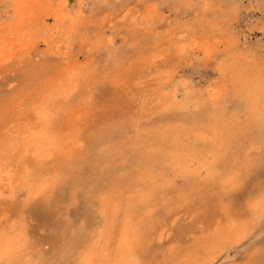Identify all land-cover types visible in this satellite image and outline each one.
I'll use <instances>...</instances> for the list:
<instances>
[{"label":"rangeland","instance_id":"obj_1","mask_svg":"<svg viewBox=\"0 0 264 264\" xmlns=\"http://www.w3.org/2000/svg\"><path fill=\"white\" fill-rule=\"evenodd\" d=\"M18 1L0 0V25L6 23L9 26L8 22L16 20L15 9ZM60 1L62 0H54L55 4ZM67 12L69 19L66 21V30L58 28L53 16L47 15L46 25L40 28L42 36L33 53L0 65V105H3L5 100L11 101L24 91L30 93L34 88L40 87L42 82H47L53 77L59 65L69 59H77L86 66L87 72L85 77L77 82V88L68 97L63 111L57 114L61 118L73 108L81 110L84 125L80 130L82 135L79 136L82 138L77 137L74 141L77 146L71 144L73 152L71 150L68 156L46 159L43 165L41 164L44 181L49 185L46 192L36 195L28 189H20L14 202L2 206L4 210L0 211V234L5 238H17L20 250L23 251H20L15 259L14 256L8 258V263L5 259L0 260V264H23L24 260V264H126L125 259H121V263L118 262L115 253L117 245L103 234L109 226L113 233L114 229L119 230L127 226L132 245L125 247L123 252L130 248L126 251L129 253H125L134 256L132 260L136 261L127 264H202L204 260L200 257L204 258L205 255L199 242L210 243L211 232L216 225V217H213L210 223L212 198L224 197L230 211L247 216V204L236 198H228L226 191L222 189H229L232 180L239 177L244 181L245 188L254 186L253 199H256L260 182L264 179V126L252 125L251 128L247 127L241 131L232 140L231 151L222 155L227 159L224 161L222 156L212 155L219 141L223 140L222 135L216 131L219 128L216 122L212 125L207 120L212 107L208 93L223 92L225 98H230V102L226 103L230 109L233 108V102H238V94L234 95L230 91L233 86L229 78H226L225 72H222L225 59H229V62L233 58V61L239 63V59L245 58L243 61L248 65L255 64L256 59H259L258 64L262 63L259 61L263 59L264 64V0H67ZM31 29L36 30L37 27ZM48 35L51 37V43L46 42ZM199 40H207L212 44L217 42L219 47L207 55L199 50ZM229 42L233 43V47L230 45L229 51H225V43ZM2 48L3 46H0V50ZM155 90H159L161 94L167 92L166 96L177 93L179 101L189 93L201 98L202 104L194 106L193 102H190L187 110L184 108L181 113L166 105L163 111V107H159L153 99ZM9 107L8 105L6 108ZM61 120L63 121V118ZM168 124L170 125L167 127ZM171 124L176 126L172 129L176 136L178 134L179 140L176 144L182 152L181 155L174 147L177 155L183 163V159L195 158L189 164V167L191 164L195 165L192 166L193 174L192 168L188 169V164L184 167L186 169H183L180 163L166 159L165 149L171 144V134L166 133L169 131L166 129L171 127ZM150 125L161 128L156 129L157 132L154 133ZM163 127L164 137L160 134L164 130ZM194 129L196 132L200 129L202 137ZM196 134L201 138H197L199 136ZM203 134L206 138H203ZM244 140L246 142H243ZM187 153L189 157H186ZM231 164L239 165L237 169L235 167L236 176L230 174ZM143 171H147L152 179L141 178L140 173ZM223 171H226L225 175ZM204 172H207L208 179ZM120 187L121 189H118ZM108 190L110 193L107 197L113 198L119 204L116 206L111 203L110 210L109 207L106 210L101 200L103 192ZM130 192L132 196L128 194ZM113 194L120 196L115 197ZM163 196L166 197L163 199ZM136 197L142 199V207L137 204L141 199ZM43 202H50V205L52 203L56 208L55 219H52L50 212L43 207ZM143 203L147 205L143 207ZM148 211L151 213V220ZM259 216L261 217V213L254 219V228L251 227L247 236L241 239V242L227 244L226 248L217 254L213 264H264V219ZM142 222L146 225L140 226ZM98 229L102 230L99 232ZM73 230L75 232H72ZM5 232L7 235L4 236ZM137 236L140 239L136 238ZM36 247L38 250H34ZM91 251L94 254L92 256ZM193 251L196 253H192ZM254 253L260 254V257H256ZM191 254L196 257L202 255L192 262L188 259ZM101 255L105 258H101ZM135 257L139 259L136 260ZM85 259L89 262L86 263Z\"/></svg>","mask_w":264,"mask_h":264},{"label":"bare ground","instance_id":"obj_2","mask_svg":"<svg viewBox=\"0 0 264 264\" xmlns=\"http://www.w3.org/2000/svg\"><path fill=\"white\" fill-rule=\"evenodd\" d=\"M17 2V1H16ZM69 2V1H68ZM71 8V7H70ZM73 8V7H72ZM82 11V10H81ZM80 11V12H81ZM46 12H49V14H46ZM72 12V11H71ZM16 13V20L12 23L8 22L7 24H10L9 26L5 24L0 25V46H3V48L0 50V65L6 64L8 61H15L18 58H22L24 56L30 55V53L34 51V49L37 46V43L39 42L40 36V28L44 27L46 25V16L52 15L55 19L58 28H61L62 30H66V21L69 19V14L67 12V0H62L59 3L55 4L54 0H19L15 9ZM79 13V12H77ZM72 19V18H71ZM81 21V20H80ZM90 22V21H88ZM75 23V22H74ZM70 24V23H69ZM79 25V24H78ZM71 26V25H70ZM37 27L36 30H32L31 28ZM75 27V25H74ZM85 27V26H84ZM59 34V33H58ZM211 34V33H209ZM211 36V35H210ZM219 36V35H217ZM49 38L46 39V42L51 43V37L48 35ZM60 37V36H59ZM55 38V37H54ZM45 40H43L44 42ZM225 42V41H224ZM41 43V42H40ZM215 43V41H214ZM86 44V43H85ZM96 44V43H95ZM240 44V43H239ZM91 45V43H90ZM198 48L200 51L205 52L207 55H210L213 53V51H216L219 47L218 43L212 44L207 42V40H199L198 42ZM230 45L233 47V43H225V51H229L228 47ZM84 46V45H83ZM93 47V46H92ZM182 47V46H181ZM194 47V45H193ZM54 48V47H53ZM63 48V47H62ZM195 48V47H194ZM193 48V49H194ZM40 49V48H39ZM48 48H46L47 50ZM50 49V48H49ZM60 49V48H59ZM83 49V48H82ZM86 49V48H85ZM246 49V48H245ZM51 50V49H50ZM239 50V49H238ZM242 50V49H241ZM170 51V49H169ZM40 52V51H39ZM59 52V51H58ZM62 52V51H61ZM167 52V51H166ZM251 52V51H249ZM90 53V52H89ZM237 53V52H236ZM244 53V52H243ZM44 54V52H43ZM159 54V53H158ZM232 54V53H231ZM234 54V53H233ZM42 56V54H40ZM57 55V54H56ZM240 55V54H239ZM63 56V55H62ZM68 56V55H67ZM250 58L249 55H245ZM79 57V56H78ZM159 57H162V55H159ZM235 57V56H234ZM244 57V56H242ZM34 58V57H33ZM228 58V57H227ZM239 58V57H237ZM248 58V59H249ZM27 59V58H26ZM83 59V58H82ZM233 58L225 59L226 61H222V72H225L226 78H229L230 84L233 86V90L230 89L235 94H238V102H233V108L230 109L228 107V102H230V98H225L223 96V92H210L208 93L210 95L209 100L211 101V113H208L207 120L214 125L216 122V126L219 128L216 130L219 132L221 139L223 141H219V145L216 146L214 152L212 155L216 154L217 156L225 155L233 145L232 140L235 139V137L243 130H245L247 127L251 128L252 125H261L264 126V64L263 59L257 63L258 60L256 59L255 64L248 65L245 63L246 61H243V59H239V63L237 61H233ZM247 59V58H246ZM163 60V59H162ZM167 60V59H165ZM235 60V59H234ZM164 61V60H163ZM30 62V61H29ZM88 62V61H87ZM22 63V62H21ZM66 63V64H65ZM64 64L59 65L56 68V73L51 77L50 80L47 82H42L40 87L34 88L30 93H27L26 91L22 92L20 95L12 98L11 101H4V104L0 105V211L4 210L2 208L3 205L12 203L16 199V195L20 189H28L36 195L46 192L47 187L49 185H46L44 178H43V167H41V164L43 165L44 161L47 159H55V158H63L65 156H68L67 154L71 153V150L73 152V149L71 148V144H75L74 141L77 139V137L82 138L79 136L81 134V128L84 125V119H83V112L81 110H74L70 112H66L62 115L61 118L58 117L57 114L63 111L64 106H66V101L68 97L71 95L72 91L74 92L77 88V82L81 80V78H84L87 74L86 72V66L82 63H79L77 59H69ZM171 63V62H170ZM19 64V63H18ZM251 64V63H250ZM175 65V64H174ZM88 66V65H87ZM221 66V65H220ZM252 66L253 68H250ZM16 67V66H15ZM12 68V67H11ZM178 68V67H177ZM175 69V68H174ZM92 70V69H91ZM39 71V70H38ZM178 72V71H177ZM176 72V73H177ZM18 74V73H17ZM26 74V73H25ZM169 75V74H168ZM31 76V75H30ZM229 82V81H228ZM165 83V82H164ZM163 83V84H164ZM176 83V82H175ZM174 83V84H175ZM185 83V82H183ZM23 84V83H21ZM167 84V83H166ZM226 84V83H225ZM176 85V84H175ZM183 85V84H179ZM178 85V86H179ZM188 85V84H187ZM8 86V85H7ZM172 86V85H171ZM184 86V85H183ZM187 87V86H186ZM211 87V86H209ZM214 87V86H213ZM217 87V86H216ZM169 88V87H168ZM177 88V87H176ZM180 88V87H179ZM188 89V88H187ZM219 89V88H217ZM166 90V89H165ZM170 90V89H169ZM214 89H212L213 91ZM10 91V90H9ZM175 91V90H174ZM172 91V92H174ZM180 91V90H179ZM219 91H221L219 89ZM228 91V90H227ZM156 92V90H155ZM164 92V91H163ZM177 92V91H176ZM165 93V92H164ZM163 93V94H164ZM167 93V92H166ZM163 97V94L159 92V90L156 92V95H154L153 99L159 104V107H163V111L165 109L164 106H168V108H171L173 111H176L177 113H181V111L185 108L187 110V107L189 104H194V106H200L202 104L201 98H196V96H193L189 93H186V96H183V100L179 101L177 99L176 94H172L171 96ZM175 93V92H174ZM179 93V92H178ZM226 93V92H225ZM233 93H230L233 95ZM180 94V93H179ZM229 94V95H230ZM4 96V95H3ZM200 96V95H199ZM149 97V96H148ZM147 97V98H148ZM149 102V101H148ZM191 102V103H190ZM2 103V102H1ZM13 103V104H12ZM154 103V102H153ZM227 103V104H226ZM10 106L9 108H6L7 106ZM147 105V103H146ZM193 106V108H194ZM79 107V106H78ZM83 107V104H82ZM88 106H86L87 108ZM84 107V109H86ZM167 108V109H168ZM189 109V108H188ZM153 110V109H152ZM160 110V109H159ZM184 110V111H186ZM84 111V110H83ZM166 111V110H165ZM151 112V110H150ZM154 112V111H153ZM157 112V111H155ZM147 113V111H146ZM144 114V113H143ZM154 114V113H153ZM156 114V113H155ZM148 115V114H145ZM144 115V116H145ZM142 116V115H141ZM153 116V115H152ZM5 117V119H4ZM150 117V116H148ZM63 118V121L61 120ZM140 118V117H138ZM137 118V120H138ZM146 118V117H145ZM143 119V118H142ZM149 119V118H148ZM146 119V120H148ZM86 120V119H85ZM141 120V118L139 119ZM144 120V119H143ZM135 121V119H134ZM62 122V123H61ZM87 121H85L86 123ZM137 122V121H135ZM134 122V123H135ZM146 123V122H145ZM176 123V122H175ZM177 123H179L177 121ZM141 124V123H140ZM144 124V122L142 123ZM141 124V125H142ZM158 124V123H157ZM156 124V125H157ZM160 124V123H159ZM181 124V122H180ZM179 124V127H180ZM86 125V124H85ZM135 126L137 124H134ZM148 125V124H147ZM161 125V124H160ZM165 125V124H164ZM170 124L167 125V127ZM173 125V126H172ZM144 126V125H143ZM158 126V125H157ZM155 126V127H157ZM166 126V125H165ZM134 127V126H133ZM146 127V124H145ZM144 127V128H145ZM152 125H150V129L154 130V133L156 129ZM176 127L175 124H171V127H169L166 130V133H170V147L165 149L167 152L166 159L175 163H180L183 169L188 164V169L190 167L192 168V174L194 173V166L191 164L189 167V164L192 163L195 159L192 157H189V153L186 154V157L188 156L189 159H183L185 160L186 164L183 163L181 158L177 155L176 149L179 151V153L182 155V152L179 148V146L176 144V141L178 139V134L176 136V132L173 131ZM85 128V127H84ZM161 128V127H160ZM164 128V127H163ZM174 128V129H172ZM149 129V127H148ZM178 129V128H177ZM138 130V129H137ZM162 130V129H160ZM202 130V129H201ZM251 130V129H250ZM145 131V130H144ZM147 131V130H146ZM152 131V130H151ZM195 131V129H194ZM200 131V129H199ZM197 131L201 137V132ZM249 131V130H247ZM153 132V131H152ZM157 132V131H156ZM165 128L161 134V136L164 135ZM196 132V131H195ZM196 132V133H197ZM203 132V130H202ZM257 132V131H256ZM264 132V131H263ZM178 133V132H177ZM254 133V132H253ZM153 134V133H152ZM205 134V133H204ZM203 134V136H204ZM211 133H209L210 136ZM250 134V133H249ZM82 135V134H81ZM160 136V135H159ZM196 136H199L196 134ZM194 136V137H196ZM206 136V135H205ZM203 138H206V137ZM208 136V134H207ZM262 136V135H261ZM164 137V136H163ZM200 136L197 138H201ZM250 137V136H249ZM254 137V136H253ZM189 138V137H188ZM196 138V139H197ZM212 138V137H211ZM258 138V136H257ZM256 138V139H257ZM195 139V138H194ZM218 139V138H217ZM251 139V138H250ZM80 140V139H78ZM151 140V139H150ZM241 140V138H240ZM239 140V141H240ZM247 140V139H245ZM243 142H246V141ZM252 140V139H251ZM259 140V139H258ZM261 140V138H260ZM82 141V140H81ZM80 141V144H81ZM148 141V140H147ZM196 141V140H195ZM254 141V140H253ZM256 141V140H255ZM254 141V142H255ZM140 142V141H139ZM223 142V143H222ZM258 142V141H257ZM77 143V141H76ZM115 143V142H114ZM179 143V142H177ZM117 144V143H116ZM124 144V143H123ZM130 144V143H129ZM128 144V145H129ZM189 144V143H188ZM247 144V143H246ZM76 145V144H75ZM78 145V144H77ZM76 145V146H77ZM126 145V144H125ZM127 145V146H128ZM132 145V144H131ZM134 145V144H133ZM180 145V144H179ZM243 144L240 146L242 147ZM250 145V144H248ZM247 145V146H248ZM261 145V144H260ZM122 146V145H121ZM138 146V144H137ZM222 146V148H221ZM75 147V146H74ZM154 147V146H153ZM190 147V146H189ZM235 147V146H234ZM254 147V146H253ZM239 148V147H238ZM237 148V149H238ZM252 148V146L250 147ZM255 148V147H254ZM258 148V147H257ZM188 149V148H187ZM198 149V147H197ZM234 149V148H233ZM242 149V148H241ZM256 149V148H255ZM264 149V148H263ZM76 150V149H75ZM204 150V149H203ZM203 150H200L203 151ZM206 150V149H205ZM204 150V151H205ZM208 150V149H207ZM213 151V150H212ZM231 151V150H230ZM236 151V150H235ZM259 151V150H258ZM190 152V151H189ZM196 152V151H195ZM242 152V151H241ZM185 153V151H184ZM206 154V153H205ZM209 155V154H208ZM213 155V156H214ZM260 155V154H259ZM80 156V155H79ZM193 156V155H192ZM207 156V155H206ZM77 157V156H76ZM211 157V156H210ZM224 161H227L226 157L222 156ZM244 157V156H242ZM254 157V156H253ZM207 158V157H206ZM218 158V157H217ZM229 158V156H228ZM255 158V157H254ZM72 159V158H71ZM197 159V158H196ZM212 159V158H211ZM236 159V158H235ZM239 159V158H238ZM262 159V158H261ZM62 160V159H61ZM64 160V159H63ZM66 160V159H65ZM208 161L210 160L207 159ZM206 160V161H207ZM214 160V158H213ZM247 160V159H246ZM58 161V160H57ZM161 161V159H160ZM196 161V160H195ZM216 161H218L216 159ZM48 162V161H46ZM45 162V163H46ZM50 162V161H49ZM54 163V161L52 160ZM166 162V161H164ZM163 162L164 166L166 165ZM205 162V161H204ZM212 162V160H211ZM245 162V161H244ZM66 163V162H65ZM72 163V162H71ZM80 163V162H79ZM161 163V162H160ZM225 163V162H224ZM235 163V162H234ZM69 164V163H68ZM239 164V163H237ZM237 164H231L229 168L230 174L237 175ZM246 164V162H245ZM251 164V163H250ZM59 165V164H58ZM162 165V164H161ZM197 165V163H196ZM207 165V164H206ZM205 165V166H206ZM225 165V164H224ZM249 164H247L248 166ZM254 165V163H253ZM158 166V164H157ZM193 166V167H192ZM219 166V165H218ZM223 166V165H222ZM250 166V165H249ZM161 167V166H160ZM202 167V165H201ZM236 167V169H235ZM245 167V166H244ZM254 167V166H253ZM159 168V166H158ZM181 168V169H182ZM206 168V167H204ZM240 168V167H239ZM43 171H42V170ZM162 169V168H161ZM167 169V168H166ZM209 169V168H208ZM245 170V168H244ZM254 170V169H253ZM261 170V169H260ZM159 171V170H158ZM182 171V170H181ZM240 171V170H239ZM242 171V169H241ZM226 171H223V174L225 175ZM243 172V171H242ZM161 173V172H160ZM179 173V172H178ZM186 173L187 170H186ZM203 173V172H202ZM205 173V177L208 176L207 172ZM215 173V172H214ZM246 173V172H245ZM249 173V172H248ZM207 174V176H206ZM247 174V173H246ZM141 178L149 179L151 180V175L146 171H143L140 173ZM222 175V172L221 174ZM257 175V174H256ZM102 176V175H101ZM217 175H215L216 177ZM104 177V176H103ZM213 177V173L212 176ZM210 178V176H209ZM227 178V177H226ZM46 179V178H45ZM176 179V178H175ZM208 179V177H207ZM118 180V179H117ZM173 180V178H172ZM185 180V179H184ZM190 180V179H189ZM198 180V179H197ZM206 180V179H205ZM210 180V179H209ZM226 180V179H225ZM47 181V180H46ZM49 181V178H48ZM148 181V180H147ZM169 181V179H168ZM182 181V180H181ZM207 181V180H206ZM218 181V180H217ZM121 182V181H120ZM196 182V181H195ZM209 183V181H207ZM244 182V181H243ZM48 183V182H47ZM198 183V182H197ZM205 183V181H204ZM212 183V182H211ZM159 184V183H158ZM170 182L167 183V186H169ZM174 184V183H173ZM213 184V183H212ZM217 184V183H216ZM214 184V186L216 185ZM231 184V183H230ZM229 184V185H230ZM51 185V184H50ZM166 185V183H165ZM197 185V184H196ZM228 185V186H229ZM245 185V184H244ZM54 186V185H52ZM125 186V185H124ZM172 186V185H171ZM170 186V188H171ZM191 186V184H190ZM213 186V187H214ZM217 186V185H216ZM215 186V187H216ZM220 186V185H219ZM189 187V186H188ZM218 187V186H217ZM216 187V188H217ZM169 188V189H170ZM220 188V187H219ZM118 189H121L118 188ZM162 189V188H161ZM167 189V192L169 191ZM247 189V188H246ZM171 190V189H170ZM215 190V189H214ZM227 190V189H222ZM117 191V190H116ZM49 192V191H48ZM51 192V191H50ZM119 192V191H118ZM213 192V191H212ZM54 193V192H53ZM110 193V190L103 192L102 194V204L108 210V207L111 206V203L115 204L116 206H119L115 202L113 198L107 197ZM220 193V192H219ZM25 194V192H24ZM131 195V192L128 193ZM140 194V193H139ZM143 194V192H142ZM217 194V193H216ZM222 194V193H221ZM50 195V194H49ZM48 195V196H49ZM114 195V194H113ZM117 195V194H116ZM128 195L129 197H131ZM136 195V194H135ZM224 195V194H223ZM8 196V198H7ZM32 196V195H31ZM30 196V197H31ZM34 196V195H33ZM32 196V197H33ZM44 196V194H43ZM115 196V195H114ZM118 196V195H117ZM115 196V197H117ZM120 196V195H119ZM118 196V197H119ZM122 196V194H121ZM127 196V193H126ZM138 196V195H137ZM256 196V195H255ZM259 196V195H258ZM258 196L256 199H258ZM46 197V196H45ZM134 197V193H133ZM132 197V198H133ZM140 197L141 194H140ZM154 197V196H153ZM166 196H163L164 199ZM48 198V197H47ZM46 198V199H47ZM139 199V197H136ZM161 198V197H160ZM168 198V197H167ZM192 198V197H191ZM224 197L218 196L213 197L211 207V221H213V217H216V225L215 229L211 232V242L208 243L207 241H200L202 247V252L204 253L205 257L195 256L194 254H191L188 259L190 261H195L199 257L204 260L202 264H213L215 262L217 254H219L222 250H224L229 243L238 242L241 239L243 240L244 237L247 236V234L250 232L251 227L253 226L254 219L257 218L259 213H261V207L259 204L254 209H248V214L245 216L244 213L242 215L233 213L228 209V205L223 199ZM118 199V198H115ZM128 199V197H127ZM126 199V200H127ZM134 199V198H133ZM162 199V200H163ZM188 199V198H187ZM227 199V198H226ZM50 200V199H48ZM157 200V199H156ZM160 200V199H159ZM25 201V200H24ZM45 201V199L43 200ZM47 201V200H46ZM58 201V200H57ZM120 201V199H119ZM118 201V202H119ZM123 201V200H122ZM142 201L139 200V202ZM153 201V200H152ZM183 201V200H182ZM234 201V200H233ZM155 202V200H154ZM181 202V201H180ZM179 202V203H180ZM55 203V202H54ZM136 203V202H135ZM184 203V202H183ZM228 203V202H227ZM236 203V201H235ZM141 204L142 203H137ZM150 204H152L150 202ZM150 204H148L150 206ZM229 204V203H228ZM43 207L50 212L51 218L55 219V216H57V210L54 206H52V203L50 205V202H43ZM127 205V203H126ZM147 205V204H146ZM143 203V207L146 206ZM182 205V204H181ZM129 206V205H128ZM152 206V205H151ZM150 206V207H151ZM155 206V205H154ZM58 207V206H57ZM102 207V206H101ZM139 207V206H138ZM149 207V208H150ZM238 207V206H237ZM103 208V207H102ZM118 208V207H117ZM116 208V209H117ZM152 210L154 209L151 207ZM166 208V206H165ZM164 208V209H165ZM104 209V208H103ZM133 209V208H132ZM143 209V208H142ZM142 209H139L142 211ZM147 209V208H146ZM162 209V208H161ZM110 210V207H109ZM136 210V209H135ZM151 209H149L150 211ZM158 210V209H157ZM104 211V210H103ZM102 211V212H103ZM147 211V210H146ZM148 211V212H149ZM154 211H156L154 209ZM167 211V208L166 210ZM153 212V211H152ZM157 212V211H156ZM142 213V212H141ZM145 213V211H144ZM150 213V212H149ZM101 214V213H100ZM110 214V213H109ZM157 214V213H156ZM111 215V214H110ZM109 215V216H110ZM140 215V214H139ZM137 215V216H139ZM143 215V213H142ZM142 215L140 217H142ZM145 215V214H144ZM153 215V214H152ZM157 215H161L157 214ZM156 215V216H157ZM132 216V215H131ZM108 216H105L107 218ZM118 217V216H117ZM130 217V216H129ZM133 217V216H132ZM131 217V218H132ZM64 218V217H63ZM135 218V217H134ZM139 218V217H138ZM135 218V219H138ZM154 218V217H153ZM176 218V217H175ZM259 218H261L259 216ZM110 219V217H108ZM140 219V218H139ZM159 219V218H158ZM177 219V218H176ZM144 220V219H143ZM148 220V219H147ZM146 220V221H147ZM150 220H151V213H150ZM153 220V219H152ZM157 220V219H156ZM162 220V218H161ZM174 220V218H173ZM171 219V221L173 222ZM107 221V220H106ZM145 221V220H144ZM160 222V220H158ZM157 221V222H158ZM118 222V221H117ZM131 222V221H129ZM140 222V221H139ZM164 222V221H162ZM166 222V221H165ZM171 222V223H172ZM256 222V221H255ZM104 223V222H103ZM126 223V222H124ZM148 223V222H147ZM156 223V222H155ZM110 224V223H109ZM130 224V223H129ZM145 224V222L140 223ZM108 225V224H107ZM131 225V224H130ZM150 225V224H149ZM133 226V225H132ZM136 226V225H135ZM170 226V225H169ZM18 227V226H17ZM24 227V225H23ZM106 227V225H105ZM117 227V226H116ZM144 228H147L143 226ZM183 227V226H182ZM13 228V227H11ZM73 228L76 229V226L73 225ZM80 227L78 226V229ZM101 228V227H100ZM104 228V227H103ZM114 228V227H113ZM137 228V227H136ZM152 228V227H151ZM254 228V226H253ZM18 229V228H17ZM88 229V228H87ZM107 227L106 231L103 233L105 234L109 239H112V242L117 245L116 250V257L118 259V262L121 263V259H125L127 263L136 262L132 259L134 256L131 254L128 256L126 251L123 252L124 248L132 245V241L130 240V236L128 233L127 226H124L123 228L117 230L114 229V233L112 230H110ZM130 229V228H129ZM82 230V229H81ZM92 230V229H91ZM102 229H98L100 232ZM104 230V229H103ZM110 230V231H109ZM3 231V230H2ZM93 231V230H92ZM130 231V230H129ZM135 231V230H134ZM139 231V230H138ZM146 231V230H145ZM21 232V231H20ZM72 232H75L74 230ZM82 232V231H81ZM90 232V231H88ZM210 232V231H209ZM1 233V228H0ZM15 233V232H14ZM86 233V231H85ZM85 233H83L85 235ZM111 234V237H109V234ZM141 233V232H140ZM201 233V232H200ZM2 234V233H1ZM0 234V260H6L10 262V260H7L8 258L15 257L19 254L20 251V244L16 239L14 238H5L2 237ZM81 234V233H80ZM79 234V236H80ZM4 236L7 235L5 232L3 234ZM22 235V234H21ZM74 235V234H73ZM77 235V234H76ZM82 235V234H81ZM141 235V234H140ZM202 235V234H200ZM86 236V235H85ZM88 236H90L88 234ZM92 236V235H91ZM105 236V237H106ZM136 236V235H135ZM139 236V235H138ZM136 237L139 238L140 237ZM143 236V235H142ZM12 237V236H11ZM17 237V235H16ZM22 237V236H21ZM76 237V236H75ZM97 238L99 236H96ZM106 237V238H107ZM161 237V235H159ZM166 237V235H165ZM83 239V236L81 237ZM87 238V237H86ZM101 238V234H100ZM98 238V239H100ZM145 238V237H144ZM25 239V238H24ZM27 239V238H26ZM89 239H91L89 237ZM87 239V240H89ZM66 240V239H65ZM68 240V238H67ZM71 240V239H70ZM84 240V239H83ZM86 240V239H85ZM96 240V239H95ZM103 240V239H102ZM108 240V239H107ZM134 240V239H133ZM158 241V239H156ZM241 240V241H242ZM24 241V240H23ZM31 241V240H30ZM73 241V240H72ZM94 241V240H93ZM105 241V240H104ZM240 241V242H241ZM71 242V241H70ZM26 242H24L25 244ZM29 243V240L27 241ZM67 244V242H65ZM76 243V241H75ZM95 243V242H93ZM92 243V244H93ZM109 243V242H108ZM138 243V241L136 242ZM31 244V242H30ZM78 244V243H77ZM101 244V243H100ZM106 244V243H105ZM111 244V243H110ZM135 244V243H134ZM71 245V243H70ZM102 245V244H101ZM104 245V244H103ZM237 245V244H236ZM28 246V245H27ZM32 246V244L30 245ZM30 246H28L30 248ZM38 246V245H37ZM90 247V245H88ZM111 246V245H110ZM26 247V246H25ZM34 247V246H33ZM32 247V248H33ZM61 247H63L61 245ZM65 247V244H64ZM80 247V245H79ZM88 247V248H89ZM94 247V246H93ZM97 247V246H96ZM114 247V246H113ZM116 247V246H115ZM130 247V246H129ZM132 247V246H131ZM137 247V246H136ZM264 247V246H263ZM39 248V247H38ZM105 248V245H104ZM135 248V247H134ZM172 248V247H171ZM230 248V247H229ZM26 249V248H25ZM40 249V248H39ZM76 249V248H75ZM96 249V248H95ZM106 249V248H105ZM136 249V248H135ZM30 250V249H27ZM34 250H38L37 247ZM62 250V249H61ZM60 250V251H61ZM90 250V248H89ZM94 250V248L92 249ZM103 250V248H102ZM17 251V252H15ZM32 251V249L30 250ZM30 251H28L30 253ZM59 251V252H60ZM96 251V250H95ZM107 251V249H106ZM115 251V250H114ZM135 251V250H134ZM138 251V250H136ZM187 251V250H186ZM25 252V251H24ZM33 253L35 251H32ZM43 252V251H42ZM58 252V251H57ZM89 252V251H88ZM92 252V251H91ZM91 256L93 252L91 253ZM126 252V253H125ZM149 252V251H148ZM256 252V251H255ZM264 252V251H263ZM111 253V252H109ZM192 253H196L193 251ZM261 253V252H260ZM28 254V253H27ZM32 254V253H31ZM30 254V255H31ZM41 254V250H40ZM88 254V253H87ZM95 257L97 256V253L95 252ZM101 254V253H100ZM180 254V253H179ZM222 254V253H221ZM252 254V253H250ZM255 254V253H254ZM29 255V254H28ZM36 255V254H35ZM50 255H52L50 253ZM94 255V254H93ZM99 255V254H98ZM103 255V254H102ZM101 258H105L102 257ZM141 255V253H140ZM178 255V254H177ZM253 255V254H252ZM256 255V254H255ZM260 254L256 255V257H260ZM264 255V254H263ZM19 256V255H18ZM32 256V255H31ZM37 256V255H36ZM45 256V255H44ZM85 256V255H84ZM105 256V255H104ZM145 256V255H144ZM174 256V255H173ZM171 256V257H173ZM26 257V256H25ZM33 257V256H32ZM58 257V256H57ZM86 257L88 258L89 255ZM94 257V256H93ZM92 257V258H93ZM115 257V256H114ZM176 257V256H175ZM255 257V256H254ZM53 259V257H50ZM49 258V259H50ZM69 258V256H68ZM90 258V257H89ZM136 258V257H135ZM164 258V257H163ZM170 258V257H169ZM250 258V256H249ZM253 258V257H252ZM251 258V259H252ZM262 258V257H261ZM13 259V260H14ZM18 259V257H17ZM35 259V258H34ZM37 259V258H36ZM45 259L46 256H45ZM83 259V258H82ZM108 259V258H107ZM111 259V257H110ZM139 258H136V260ZM12 260V262H13ZM20 260V259H19ZM18 260V261H19ZM27 260V259H26ZM30 260V257H29ZM28 260V261H29ZM132 260V261H131ZM250 260V259H248ZM25 261V260H24ZM22 262L23 264L25 262ZM27 261V262H28ZM34 261V260H33ZM83 263V260H81ZM95 261V260H94ZM93 261V262H94ZM97 261V260H96ZM95 261V262H96ZM123 261V260H122ZM254 261V260H253ZM36 262V261H35ZM86 262V259H85ZM89 262V261H88ZM86 262V263H88ZM114 261L112 260L111 263ZM124 262V261H123ZM124 262V263H126ZM173 262V261H172ZM218 262V261H217ZM216 262V263H217ZM260 262V261H258ZM31 263V261H30ZM33 263V262H32ZM63 263V262H62ZM78 263V262H77ZM91 263V262H90ZM102 263V261H101ZM108 263V262H107ZM126 263V264H127ZM140 263V262H139ZM4 264V263H3ZM12 264V263H10ZM34 264V263H33ZM36 264V263H35ZM66 264V263H65ZM85 264V263H84ZM141 264V263H140ZM177 264V263H176ZM260 264V263H258Z\"/></svg>","mask_w":264,"mask_h":264},{"label":"snow or ice","instance_id":"obj_3","mask_svg":"<svg viewBox=\"0 0 264 264\" xmlns=\"http://www.w3.org/2000/svg\"><path fill=\"white\" fill-rule=\"evenodd\" d=\"M228 198H236L247 204L249 209H254L258 204L261 207V219H264V179L259 185L258 199H253L254 186L246 189L241 178L237 177L232 180L231 187L226 190Z\"/></svg>","mask_w":264,"mask_h":264}]
</instances>
